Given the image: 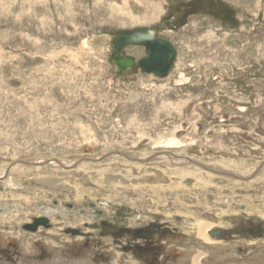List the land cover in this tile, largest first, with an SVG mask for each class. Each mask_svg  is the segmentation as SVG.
<instances>
[{
  "label": "rangeland",
  "instance_id": "374dc122",
  "mask_svg": "<svg viewBox=\"0 0 264 264\" xmlns=\"http://www.w3.org/2000/svg\"><path fill=\"white\" fill-rule=\"evenodd\" d=\"M136 30L175 46L168 77L114 72L112 38ZM179 157L248 178L264 164V0H0V208H16L0 213V250L14 264H153L134 250L148 224L177 229L155 239L182 261L197 247L183 227L209 216L228 223L224 257L251 253L264 239V170L240 181ZM39 208L86 217L87 247L64 228L61 248L34 241L22 224Z\"/></svg>",
  "mask_w": 264,
  "mask_h": 264
},
{
  "label": "flooded vegetation",
  "instance_id": "af4514ba",
  "mask_svg": "<svg viewBox=\"0 0 264 264\" xmlns=\"http://www.w3.org/2000/svg\"><path fill=\"white\" fill-rule=\"evenodd\" d=\"M156 36H157L158 39H160L157 34H156ZM161 40H163V39H161ZM131 48H133L135 50H137V49L144 50L145 51L144 52L145 53V56L144 57H146L148 55V50L144 46H131ZM123 50L120 53H121V55H125L126 56V54L123 52ZM144 57H142V58H144ZM136 61H138V60L136 59ZM113 68H114V65H113ZM139 74L141 75L142 73L139 71L138 74H137V73L134 72V68H130V69L127 70V73H123L122 75H130V77H131V75L132 76H137ZM163 144H165L167 146H174V145H179L180 143L177 140L171 139V140H168V141L167 140L166 141H163ZM165 153L166 154H164L163 157H160V158H166L168 156L167 155L168 152H165ZM119 154H121V156H124V157H127L128 158V154H124V153H119ZM170 155H173L174 157H176L175 154H170ZM141 158H143V157H141ZM157 158L158 157L146 158V162H148V163L150 161L152 162L153 160H155ZM179 159L180 160L181 159H185V160H187L189 162V164L195 166L196 168H199V170L202 169L204 172H207V173L209 172L207 170H204L203 168H200V166L193 164V162L199 163L198 161H194V160H192L190 158L187 159L185 157H181V158L179 157ZM199 164H201V163H199ZM201 165L210 168L206 164H203L202 163ZM219 168L223 170L222 167H219ZM257 170L252 174V176L257 172ZM262 171H263V169L256 175V177H258L262 173ZM230 173H232V172H230ZM256 177H254V178H256ZM225 178H227V177H225ZM245 178H248V177H245ZM230 179H234V178H230ZM234 180H238V179H234ZM241 181H243V180H241ZM67 205L68 204H66V206ZM39 209H41L42 211L40 212L41 213V216L38 217V218L44 217L45 216L44 213H45L46 208H44V209L43 208H39ZM70 210H73V208H70ZM49 212H50L51 215L48 214L49 217L46 216L49 219V221H50V222H48L49 226L48 227L47 226H40V227H38V229L39 228H44L47 231H49V230H51V229L54 228V230H56V233H57L58 230H62L61 228H64V230L68 234V236H71V237H74V238L76 237L75 239L84 240V244H82V245L84 246V248L87 247V243H88L87 241H88V238H89L88 232H87V228H88L89 223L86 222L87 221L85 219L86 217H82V216L79 217V216H77L78 215V212H76V214H77L76 216H74L73 214L69 216V215H67L68 209H66V211H60V210H57L55 208H51V210L49 209L48 213ZM81 212H83V213H81V215H83L84 214V211L81 210ZM61 214H62V216H61ZM35 219H37V218H33L31 224L30 223H26L22 227L24 229L28 230L29 229L28 227L30 225H33L34 224V220ZM53 219H57V220H60L61 219L62 220V223H64V224H62L61 228H57L55 226L56 224L52 222ZM208 220L211 221V222H215V223L216 222L217 223H220L221 222L223 224L222 228L216 227V228H213L211 231H209V237L212 238V239H215L217 241L223 242L222 243L223 246L230 245L226 249L227 251H229L231 249L234 241H229L228 242L227 240L230 239V235H229L230 232L228 230H223V229H226L225 226L226 227H229L228 226V223L226 221L222 220V219H218V218H215V217H212V216H209L208 217ZM192 223H193V221H191V224ZM245 224H247V223H245ZM103 225L105 226L106 223L104 222ZM189 225H187V226H185L183 228L185 229ZM95 226H96V228H98V225L95 224ZM176 230H177L176 228H172V227H170V226H168L166 224H162V225L148 224L145 228L136 229L133 234H134L135 239H137V243H138V241L140 239L142 241H144L145 243L142 244L141 246L134 245V250L135 251L136 250H138V251L140 250V252H144L145 258H148V256H150V258L147 259L148 260L147 262H151L153 264H160L158 262V260H159L157 258L158 256L160 257V259L162 261V264H165V262H170V261H171V264H184V262H183V259L184 258H182V261H179L180 258L178 259V256L177 255H179V257H180V253L176 254V251L173 250V247H175V246L167 244L165 242V240H163L162 242H159V241H157L155 239L156 236L163 237V236L171 235L172 233H175ZM126 232L129 233L131 231L129 230V231H126ZM245 232L248 234L249 233V230L246 229ZM254 234L255 235H261L262 232L257 231ZM102 235L104 236L105 234H102ZM221 238L222 239H226V242H227L226 245H225V241L222 240ZM254 242H252L253 243V246H252L253 247L252 248L253 250H252L251 253H249V254H247L245 256H241L239 258L234 257V256L224 257L223 254H222L219 259H222L221 261H223V262H221L220 264H229V263H231L233 261H239V260H252L254 262L255 260L258 261L260 258L263 259L264 258V239H258L257 242H255V243ZM194 243L198 245L197 247L200 246L199 243H197L196 241ZM166 249H169V250H166ZM174 249L177 250V251L182 250V248L180 249V247H177V248H174ZM161 250H164V251L161 252ZM138 251H136V252H138ZM189 253L191 254V252H187L186 255H188ZM0 254L2 255V258H6L9 261L10 264H14V262H15V252L12 250V247L8 246V247L4 248V250H0ZM152 259H154V260H152ZM210 261H212V259Z\"/></svg>",
  "mask_w": 264,
  "mask_h": 264
},
{
  "label": "water",
  "instance_id": "95a60500",
  "mask_svg": "<svg viewBox=\"0 0 264 264\" xmlns=\"http://www.w3.org/2000/svg\"><path fill=\"white\" fill-rule=\"evenodd\" d=\"M131 45L145 46L148 50V55L138 61L131 56L121 55L120 52L126 46ZM112 46L114 47V51L112 52L111 63L114 65V72L119 76L123 73H127L128 69L134 68V72L137 74L140 71L142 74H152L157 78L163 79L168 77L176 59L175 46L169 41L158 39L156 33L152 30H136L118 33L112 38ZM88 160L93 161L92 159ZM85 161H87V159H85ZM21 163L26 165L33 164L32 162H20L18 164ZM193 164L198 165L200 168H204L213 174L243 181L253 179L264 167L263 164L260 168H258L257 172L253 176L243 178L234 173L205 167L197 162H193ZM48 222L49 219L45 216L37 218L34 220V224L28 227V230L30 232H36L40 226L48 227Z\"/></svg>",
  "mask_w": 264,
  "mask_h": 264
},
{
  "label": "bare ground",
  "instance_id": "6f19581e",
  "mask_svg": "<svg viewBox=\"0 0 264 264\" xmlns=\"http://www.w3.org/2000/svg\"><path fill=\"white\" fill-rule=\"evenodd\" d=\"M131 46H136V45H131ZM140 46H143V45H140ZM145 47V46H144ZM121 155V154H120ZM107 159V158H106ZM118 159V158H117ZM128 161L129 160H132V159H136L135 157H133V156H130V155H128ZM93 160V162H95L96 161V159H92ZM102 160H103V157H102ZM119 161H121V159H118ZM137 160L139 161V162H142V161H144V162H146V158H138L137 157ZM89 160H87V161H83L84 163H86V162H88ZM104 161V160H103ZM117 161V160H116ZM222 161H223V159H222ZM225 161V160H224ZM24 162V161H23ZM52 161H47V162H44L43 164H50ZM91 162V161H90ZM158 162V161H157ZM220 162V161H219ZM56 163H58V164H62L61 162L59 163L58 161L56 162ZM127 163V162H126ZM200 163V162H199ZM231 163V162H230ZM233 163V162H232ZM22 164V163H21ZM36 164H38L39 166H41V165H43V164H41V163H33V164H30L29 166H31V165H36ZM119 164V163H118ZM202 164V163H201ZM26 165V164H25ZM83 165V164H82ZM220 165V166H219ZM230 165H233V164H230ZM121 166V165H120ZM215 166V165H214ZM217 166H219V167H222L223 168V170L225 171V172H229V171H227L226 169H228L229 167H228V165L226 164V163H219V164H217ZM64 169H72V165H70V164H68V165H63L62 166ZM77 167H78V165H77ZM80 167V166H79ZM130 167V166H129ZM239 166H237L236 168H238ZM75 168V167H74ZM127 168V167H126ZM125 168V169H126ZM124 169V170H125ZM204 169V168H203ZM229 169H231V168H229ZM121 170V169H120ZM200 170H202V169H200ZM205 170V169H204ZM239 170V169H238ZM263 170H264V167H263ZM10 171V170H9ZM9 171L8 172H6L5 174H4V176L2 177V178H4V177H6V176H8V174H9ZM129 171V170H128ZM121 172V171H120ZM182 172V171H181ZM191 172V171H190ZM197 172V171H196ZM199 172V171H198ZM202 172V171H201ZM90 173V172H89ZM179 173V172H178ZM183 173V172H182ZM207 173V172H206ZM206 173H205V175H206ZM235 173V172H234ZM122 174V173H121ZM185 174H186V172H185ZM191 174V173H190ZM200 174V173H199ZM105 175V174H104ZM103 175V176H104ZM204 174H202V176H203ZM199 176H201V175H199ZM201 176V177H202ZM214 176H216V175H214ZM205 177V176H204ZM240 177H243L244 178V176H242V175H240ZM256 177V176H255ZM8 178V177H7ZM86 178V177H85ZM196 178V177H195ZM199 179H201V178H199ZM208 179H210V178H208ZM6 180V179H5ZM206 180V179H205ZM239 180V179H238ZM145 181H146V179H145ZM241 181V180H240ZM129 182H131V180H129ZM136 182H137V180H136ZM139 182V181H138ZM141 182H142V179H141ZM141 182H140V184H141ZM197 182V181H196ZM207 182V181H206ZM212 182V181H211ZM144 183V182H143ZM204 183V182H203ZM111 184V183H110ZM197 184V183H196ZM50 185V184H49ZM68 185V184H67ZM124 185V184H123ZM196 186V185H195ZM212 186V185H211ZM51 187V186H50ZM123 187V186H122ZM200 187V186H199ZM116 188H117V186H116ZM119 188H121V186L119 187ZM174 188H176V187H174ZM205 188V187H204ZM178 189V188H177ZM205 190V189H204ZM207 190V189H206ZM205 190V191H206ZM209 190V189H208ZM84 191V190H83ZM204 193V192H203ZM206 193V192H205ZM84 195V194H83ZM113 198V197H112ZM11 205V204H10ZM3 206V205H2ZM8 206V208H12L10 211H9V209H7V208H5L4 209V207L3 208H0V213H2V212H4V211H6L7 212V214H8V216L6 217V213L4 212L3 214H6L5 215V217L7 218V220H8V218H10V217H12L13 215H11L10 214V212L11 213H13V210L14 209H16V208H13L12 207V205L11 206H9V205H7ZM14 206V205H13ZM1 207V206H0ZM19 208V207H18ZM22 210V209H21ZM26 210V209H25ZM37 210V209H36ZM40 210V209H39ZM38 210V213H36V211H35V213H33L34 215L33 216H31V219H26L27 217H29V215H31V213H29V212H26V211H24L23 213H22V215H20L23 219L25 218L26 219V221L25 222H23V224L22 225H25L26 223H30L31 224V222H32V220H33V218H38V217H40L41 216V213H40V211ZM48 208L45 210V217L47 216V217H49L48 216V214H50V212L48 213ZM51 210V209H50ZM31 211V210H30ZM59 212V211H58ZM24 213H25V215H24ZM28 213V214H27ZM21 214V213H20ZM51 215V214H50ZM23 216H25V217H23ZM58 216V215H57ZM61 216H62V214H61ZM79 216V215H78ZM225 216V215H224ZM55 217V216H54ZM1 218V217H0ZM2 218H3V216H2ZM5 218V219H6ZM65 218V217H64ZM4 219V218H3ZM23 219H21V220H23ZM86 219V218H85ZM198 219H199V217H198ZM193 223L192 224H190L189 226H188V228H185L184 229V231L187 233V235H189L190 237H193L194 239H195V241L197 242V243H199V247H196V249H195V252L193 251V252H191V254L189 253L187 256H185L184 257V259H183V262H184V264H220L221 262H223V261H221L222 259H219L220 258V256L222 255V253L225 251V253L227 252V248L225 247V246H223L222 245V243L223 242H221V241H217V240H215V239H212V238H210L209 237V231H211L213 228H216V227H219V228H222V226H223V224L220 222V223H215V222H211V221H201V219L200 220H197V219H195V218H193ZM6 221V220H5ZM5 221H0V223H3L4 225L5 224H7V223H9V222H5ZM57 221V219H53L52 220V222L53 223H58L59 225H62V224H64V223H62V220L60 219V220H58V222H56ZM73 221V220H72ZM71 221V222H72ZM50 222V221H49ZM13 224V223H12ZM17 224V223H16ZM21 224V223H20ZM10 225V224H9ZM227 225V224H226ZM225 226V225H224ZM55 227V226H54ZM64 227V226H63ZM9 228V227H8ZM225 228H226V226H225ZM61 229H63V228H61ZM2 230V229H1ZM8 231V230H7ZM6 231V232H7ZM58 231H60V230H58ZM3 232V231H2ZM9 233V232H8ZM10 234V233H9ZM16 234V233H15ZM28 234H30V233H28ZM44 234H45V236L47 237V235H48V240H51L52 242L51 243H54L55 245H57L58 247H62L63 246V243H66V242H68L69 240H68V238L67 239H64L65 238V236H61L60 235V233L59 234H57L56 233V230H54V228L53 229H51V230H49V231H47L46 229H44V228H39L36 232H33V233H31L30 235H32L33 237H32V239L34 240V241H40L41 239H44ZM1 235V234H0ZM7 235V234H6ZM10 236V235H9ZM12 236V235H11ZM23 236V235H22ZM25 237H27V236H25ZM22 238H24V237H22ZM31 238V237H30ZM76 238V237H75ZM25 239V238H24ZM28 239H29V237H28ZM45 240V239H44ZM79 241H77V242H80L81 241V239H78ZM30 241H31V239H30ZM46 241V240H45ZM255 243V242H254ZM262 245V244H261ZM198 246V245H197ZM260 246V245H259ZM29 252V251H28ZM120 256V255H119ZM187 257V258H186ZM212 259V261H210ZM119 260V259H118ZM82 261V260H81ZM120 261V260H119ZM126 262H128L129 264H131L129 261H126ZM56 263V262H55ZM81 263V262H80ZM118 263V262H117ZM116 263V264H117ZM53 264V263H52ZM59 264V263H58ZM62 264V263H61ZM126 264V263H125ZM141 264V263H140ZM245 264V263H244ZM248 264H264V259H259L258 261H252V263H248Z\"/></svg>",
  "mask_w": 264,
  "mask_h": 264
}]
</instances>
